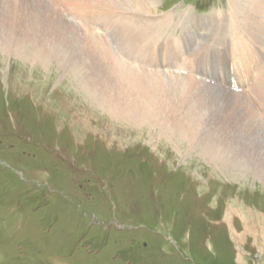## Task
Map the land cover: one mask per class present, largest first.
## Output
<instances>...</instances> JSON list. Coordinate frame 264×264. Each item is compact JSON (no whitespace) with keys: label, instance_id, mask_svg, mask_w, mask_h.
<instances>
[{"label":"rangeland","instance_id":"obj_1","mask_svg":"<svg viewBox=\"0 0 264 264\" xmlns=\"http://www.w3.org/2000/svg\"><path fill=\"white\" fill-rule=\"evenodd\" d=\"M117 1L130 18L104 20L97 28L111 31L107 45L127 50L125 58L95 40L117 60L156 75L190 76L203 83L189 73L162 69L160 74V67L147 64L151 59L130 53H142L146 42L164 44L160 40L183 30L193 50L194 40L212 45L223 32V40L233 37L222 18H212L220 11L227 14L229 0H183L174 13L169 7L177 0H158L152 6L157 19L170 12L185 18V25L149 41L136 33L142 12L133 6L143 0ZM9 5L5 13L0 8L5 17ZM37 6L65 33L68 46L79 29L95 30L85 23L66 25ZM252 13L247 27L264 49V17ZM215 26L218 38L217 31L211 32ZM132 42L136 47H124ZM174 44L180 61L187 54ZM157 52L169 65L176 62L164 57L165 49ZM46 59L50 64L0 52V264H264L262 180L243 168L218 171L222 166L189 153L185 141L150 122L113 119L87 90V78L76 71L66 75V65ZM205 85L219 90L212 96L220 113L234 101L242 106L245 91L231 92L219 82ZM250 100L264 119V96L261 105ZM249 132L257 137L227 140L234 151L264 161V141H257L264 140V124Z\"/></svg>","mask_w":264,"mask_h":264},{"label":"bare ground","instance_id":"obj_2","mask_svg":"<svg viewBox=\"0 0 264 264\" xmlns=\"http://www.w3.org/2000/svg\"><path fill=\"white\" fill-rule=\"evenodd\" d=\"M157 1L143 0L133 6L134 10L142 12V17L137 20L138 39L159 40L177 28L184 29L183 17L173 18L168 13L161 15L160 19L156 18L157 14L152 11V6ZM53 2L54 6L44 0H0V8L4 13L10 3L8 17L0 12V52L8 56L14 54L21 61L24 58L32 62L40 60L44 65L50 64L46 59L49 56L56 65H66V75L76 71V76L87 78V90L93 91L98 105L113 119L150 122L152 128L167 131L172 137L177 135L181 141H185L189 153L195 151L202 158L222 166L216 168L218 171L243 168L264 182V161L253 160L251 155L241 149L234 151V146L227 140L232 135L254 139L257 136L249 131L258 130L260 124H264V119L250 100L251 97L256 104L263 103L264 49L255 44L247 27L250 8L259 18L264 17V0H229L227 14L223 11L212 14L213 20L221 22L222 18L225 25L229 26L233 37L228 39L223 40L227 35L223 32V38L213 40L212 45H207L209 41L202 44V40H199L200 43L197 44L194 40L193 50L187 37L183 40L185 30L178 34L176 43L187 54L179 61L178 74L184 69L186 75L189 73L195 79L196 76H204L199 72L198 60L192 52L201 48L200 55H203L207 51L205 46L225 41L226 47L221 51V56L226 55L224 65L231 60L243 78L248 80L250 74L255 76L253 85L246 87L247 94H241L242 106L236 107L237 102L234 101L221 113L217 107V98L212 96V92L219 91L216 88L203 84V81H195L190 76L170 78L167 75H156L152 70H145V67L142 69L135 62H121L113 57L108 48L95 40V36L88 32L93 31L91 29H79L76 38H68L71 41L68 46L63 41L65 33L57 28L54 21H49L48 15L37 6V3L42 4L48 14L55 15L66 25L71 26L72 22L85 23L90 28L98 29L97 24L104 20L112 22L114 18H130L128 11L121 8L117 0ZM25 6L32 10L24 11L22 7ZM93 9L96 13H93ZM219 30L216 26L211 30L217 31L215 38H218ZM85 57L90 59V65L95 67V71L90 70ZM208 62L220 72L215 62ZM159 71L162 74L161 68ZM256 78L259 80L258 86ZM213 80L215 84L219 82L225 87L226 82L221 73ZM78 85L84 92L79 81ZM220 117L229 122L216 120ZM257 141L264 140L260 138ZM249 167L251 168L248 169Z\"/></svg>","mask_w":264,"mask_h":264}]
</instances>
